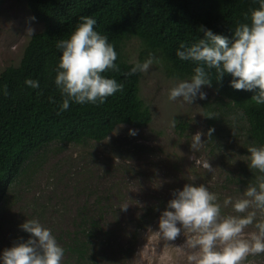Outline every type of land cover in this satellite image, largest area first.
<instances>
[{"label": "rangeland", "instance_id": "rangeland-1", "mask_svg": "<svg viewBox=\"0 0 264 264\" xmlns=\"http://www.w3.org/2000/svg\"><path fill=\"white\" fill-rule=\"evenodd\" d=\"M45 26L26 0H0V73L19 65L33 36L27 29L35 34ZM142 48L141 39L130 36L123 46L125 59L139 60ZM155 56L158 62L140 80L151 121L120 123L99 141H53L36 151L0 204V250L27 239L19 224L37 217L64 247L63 264H188L186 237L168 241L157 232L160 211L173 190L193 177L218 193L221 203L225 196L237 198L254 177L246 145L255 142L242 111L212 87L204 86L206 98L194 104L169 101L175 75L160 54ZM209 127L215 131L211 138L202 136L207 140L195 155L209 161L211 172L190 159L189 141ZM129 128L137 135H129ZM125 159L132 163L126 165ZM124 205L126 211L120 209ZM222 211L233 214L230 206ZM249 261L264 264V253Z\"/></svg>", "mask_w": 264, "mask_h": 264}, {"label": "clouds", "instance_id": "clouds-1", "mask_svg": "<svg viewBox=\"0 0 264 264\" xmlns=\"http://www.w3.org/2000/svg\"><path fill=\"white\" fill-rule=\"evenodd\" d=\"M255 3L258 6L245 13V22L235 26L231 37L201 25L197 31L203 32L202 37L179 42L176 56L190 61L193 68L183 78L172 79L169 101L180 99L194 104L197 98L205 99L203 88L212 86L210 75L214 69L217 81L230 74L232 88L253 92L251 100L264 105V0ZM96 23L91 16H81L66 37L56 42L59 59L54 84L62 98L60 111L68 110L72 103H103L123 89V84L108 74L119 71L117 51L108 37L95 29ZM26 33L33 35V29L28 28ZM154 62L158 57L150 51L145 60L132 64L128 74L145 73ZM24 83L32 89L40 87L36 79L26 78ZM0 93L8 94L6 85ZM170 124L174 127L176 119ZM214 131L212 127L206 134L198 130L189 140L190 159L208 172L212 165L195 154ZM128 134L135 136L137 130L129 128ZM204 135L207 139H202ZM246 149L247 165L254 177L237 198L225 196L221 203L218 193L210 191L205 183H196L193 177L182 188L173 190L160 211L157 232L168 241L181 234L186 237L183 247L189 253L188 264H250L249 257L264 253V144L249 143ZM123 163L130 165L132 161L125 159ZM229 206L233 214L222 211ZM127 207L120 209L126 211ZM249 226L252 230H247ZM19 228L29 234L27 239L21 237L0 250V264H63L64 247L39 218H27Z\"/></svg>", "mask_w": 264, "mask_h": 264}, {"label": "trees", "instance_id": "trees-1", "mask_svg": "<svg viewBox=\"0 0 264 264\" xmlns=\"http://www.w3.org/2000/svg\"><path fill=\"white\" fill-rule=\"evenodd\" d=\"M34 18L45 28L33 34L17 66L0 73V204L33 154L53 142L82 143L102 140L116 125H147L152 114L140 96L142 73L129 75L134 62L123 54L130 36L141 39L139 61L151 51L169 64L171 73L184 77L192 72L190 61L176 56L180 41L202 37L203 25L231 37L235 26L245 22V13L257 7L255 0H26ZM81 16L95 18V29L108 37L117 51L119 71L108 73L123 89L98 104L72 103L59 110L61 95L54 84L59 59L56 42L65 38ZM32 78L40 87L32 89L24 81ZM212 88L242 111L248 134L256 144H264V105L251 100L253 92L230 86V74L217 81L211 70ZM182 126V125H181ZM85 243L82 242L81 245ZM81 252V251H80ZM81 254V253H80Z\"/></svg>", "mask_w": 264, "mask_h": 264}]
</instances>
